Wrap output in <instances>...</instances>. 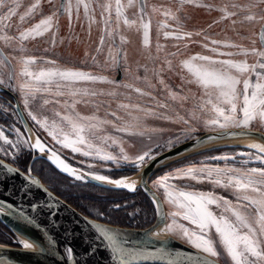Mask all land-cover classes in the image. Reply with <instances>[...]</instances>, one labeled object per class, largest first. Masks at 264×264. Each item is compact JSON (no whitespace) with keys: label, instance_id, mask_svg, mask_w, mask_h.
<instances>
[{"label":"snow or ice","instance_id":"1","mask_svg":"<svg viewBox=\"0 0 264 264\" xmlns=\"http://www.w3.org/2000/svg\"><path fill=\"white\" fill-rule=\"evenodd\" d=\"M179 2L181 9L177 11L182 10V6L185 4L196 7H211L197 3V0H179ZM41 3L42 0H35L27 8L24 15L19 17L20 20L23 22L26 18H34L35 15L40 14L37 10L41 8ZM49 3H53V0H49ZM94 4L103 9L101 16L105 33L100 38L97 53H101L106 37L111 39L112 45L109 46L108 57L105 61L106 68L111 69L125 65L127 72L126 53L122 51L121 45L128 43V41L126 37L119 35V26L121 23L127 27L137 24V20H130L126 12L134 5H138L136 13L139 18L138 30H142L143 45L148 47L150 44L151 18L147 0H127L126 4L123 0H104L102 4L100 0H62L58 9L54 8L51 14L43 16L32 27L19 31L18 37L0 35V40L5 42L19 40L23 46L24 42L36 40L51 32V45L55 46L57 40L54 29L56 28L57 14H67L71 23L73 16L75 15L78 19L81 10H83L84 15L90 22L94 23L96 22L95 17L91 15L95 11ZM259 4H264V0H250V3L245 5L232 3L217 10L222 13V19L231 20L233 25L236 24V20L232 17L239 15L240 12L249 13L243 17V21L259 23L264 22V15H257L252 12V9ZM18 7L16 0H12V6H9L6 0H0V9H7L4 16L6 21H10L11 17L17 15ZM229 7L237 11H229ZM158 10L153 6L152 12ZM162 15L166 20L158 25V29L163 32L165 39L173 38L176 41H182L193 36L192 32L182 30L183 26L176 12L170 9L163 10ZM168 19L177 22V27L171 31L165 30L172 27L167 23ZM112 24L116 25L115 29L112 28ZM7 26L5 23V28ZM196 35H200V33H196ZM117 36L119 44H116ZM204 40L208 43H204L203 47L212 55L196 54L181 61L182 68L186 69L192 77L187 83H194L201 91L199 97H192V99L197 100V103L192 109L187 110L189 114L187 119L179 113L169 114L171 112L170 106L156 100L153 95L155 85L150 82L149 71L157 77L159 84L168 91L169 99L180 103L181 108L189 97L173 92L165 84L160 77V71L163 69L150 70L147 66H144L143 82L153 91H145L133 83L118 85L108 76L94 74L91 71L60 67L55 60H43L44 64L51 66L34 70L32 66L37 64L36 57H22L19 61L22 67L17 72L15 66L5 56L0 59V67H5L9 71L7 79L0 73V86L18 93L27 116L39 128L47 132L61 148L70 149L72 153L92 160L111 161L117 167L121 163H128L140 169L149 160H155L156 155L149 150L135 158L130 157L125 152L121 141L113 136L101 134L106 126L111 125L116 132L125 133L129 136H143L146 131H155V129L144 128L139 115V113H144L145 117L152 116L174 123H183L187 125L184 129L185 133L191 134L197 131L192 126V121L201 119V116L197 115L199 112L207 117L202 121L203 126L209 131L217 132L216 135L208 137L209 141H215L249 136L253 122L259 121L264 124V48L247 49L231 41L211 39L207 36L204 37ZM260 42L264 45V24H262ZM161 48L162 46L158 44L157 50L160 51ZM227 48H235L238 51L222 50ZM171 55L174 56L176 53ZM236 55H241L245 59L222 58ZM248 56L255 57V63H249ZM91 59L94 65L100 67L96 57ZM165 62L171 68V61L166 60ZM253 76L255 80H253ZM17 77L22 78V82H17ZM136 80L139 81L140 77H136ZM97 85H109L111 90L98 88ZM121 87L126 91H118ZM133 93L141 98L139 102H132ZM104 96L115 100L117 109L123 112L122 116L115 111L108 113L115 118L114 121L106 120L98 115L100 105L96 103V98ZM61 97H67V99L61 101L59 99ZM144 99H148L152 103L145 104L143 103ZM37 102L41 109L47 108L49 104H55L63 107L64 112L56 110L53 111L51 118L48 116L38 117L31 108V105ZM101 103L106 102L101 101ZM78 104H91L96 111L91 115H83L77 111ZM6 108L7 106L0 108V111H6ZM160 109L165 111L158 114ZM14 111L16 115H20L19 105L14 107ZM229 129H245L247 131L231 132ZM12 131L17 134L15 140L10 139L5 131L0 129V141L12 149L18 150L20 147L18 141L23 139L24 134L18 128H12ZM179 139L177 137V140ZM261 139H264V136H261ZM23 143L28 144L31 149L41 154L47 151L49 153L47 158L60 171L67 173L76 180L84 181L86 178H91L131 191L136 189L135 182H129L127 177L111 179L108 176L93 172H81L72 167L56 150L48 147L39 137L34 144H30L28 140H23ZM169 143L175 142L170 141ZM199 143L203 144L204 141H199ZM112 146L120 147L119 157L107 150ZM246 147L254 151L237 154L239 157H244L240 161V167L229 165L221 167L202 163L200 166L191 165L174 169L156 179L153 182L154 187L157 190H163L164 200L161 202L154 195L153 202L162 222H164V227L160 232H155L154 235L157 237L162 234L179 236L192 248L203 254L197 257L201 264H215V259H210L219 256L216 245L210 238V232L214 229L233 264H264V144L251 143ZM9 154L5 151V155ZM237 155L214 156L211 159L236 161ZM13 158H15L14 153ZM250 163H256L260 166L248 167ZM88 167L91 168L94 165L89 164ZM8 170L11 171L12 169L9 168ZM178 180L194 181L197 184L207 182L214 188L229 192L234 200L218 195L214 191L190 190L192 189L190 184L180 187L175 183ZM164 203L175 210L165 213L163 210ZM213 208L218 211H214ZM169 219L171 220L170 223L167 222ZM181 221H186L187 225ZM22 244L25 249H33V244L28 241H22ZM66 253L71 255L72 249L67 248Z\"/></svg>","mask_w":264,"mask_h":264},{"label":"rangeland","instance_id":"2","mask_svg":"<svg viewBox=\"0 0 264 264\" xmlns=\"http://www.w3.org/2000/svg\"><path fill=\"white\" fill-rule=\"evenodd\" d=\"M34 2L35 0H16V4L19 5L17 15L11 17L10 21L4 20L7 9H0V35L18 37L19 31L32 27L43 16L51 14L54 8L58 9L62 0H53V3H49V0H42L41 8L37 10L40 14L35 15L34 18H26L25 21L22 22L19 17L21 15H24L27 8ZM103 2L104 0H100L101 4ZM123 2L126 4L127 0H123ZM6 3H8L9 6H12V0H6ZM197 3L210 5L211 7H196L194 5L185 4L182 6V10L177 11L178 9H181L179 0H147L148 12L151 18L150 44L148 47H145L143 45L142 30H138L139 18L136 15L138 11V5H134L133 7L129 8L126 12V15L130 20H137V24L132 27H127L123 25V23H121L119 26V35H123L127 38L128 41V43L121 45L122 51L126 53V66L128 68V71H125V65H121L122 77L120 79H118V67L107 69L105 65V61L108 57L109 46L112 45L111 39H108L106 37L105 44L101 53H97V48L100 44V38L102 35H105V33L101 16L103 9L96 6L95 4L93 5L95 11L91 14L95 17L96 22L94 23L90 22V20L84 15L83 10H81L78 19L75 17V15L73 16L71 23L69 22L67 14H57L56 28L54 29V31L56 32L57 40L55 46L51 45V32L46 34L44 37L37 38L36 40H29L24 42L23 46L21 45L19 40H11L8 42L0 40V59L5 56L8 57V59L11 61V64L15 66L17 72H19L22 67L21 63L19 62L22 57L37 58V64L32 66L34 70L51 66L44 64L43 60H55L57 65L60 67L78 68L85 71H91L94 74L106 75L110 79L114 80L118 85L133 83L136 87H140L145 91L153 90L143 82V78L145 76L144 66H147L150 70L163 69L162 71H160V77L164 80L165 84L168 85L173 92H177L181 96L186 95L189 97V99L184 102L183 108H181L180 103L169 99L168 91L159 84L157 77L151 71H149L148 75L150 78V82L151 84L155 85L153 95L156 97L157 101L166 103L170 106L171 112L169 114L174 115L175 113H179V115L184 116L187 119L189 118L187 110L192 109L193 106L197 103V100L192 99V97H199L201 95V91L194 83H187V81L191 80L192 77L186 69L182 68L181 61L188 59L189 57L196 54L212 55V53H210L203 47L204 43H208V41L204 40L205 36L221 41H231L247 49H251L253 47H256L258 49L264 48V45H262L260 42V33L262 30V24H264V22L258 23L256 21H243V17L249 13L240 12L239 15L232 17V19L236 20V24L233 25L231 23V20L222 19V13L217 10L224 5H231L232 3L245 5L250 3V0H197ZM153 6H155L159 10L156 12H152ZM169 9L177 13L179 21L183 26L182 30L192 32V37L186 38L182 41H176L173 38H164L163 32L158 29V25L165 22L166 20V18L162 15V11ZM229 11L237 10L229 7ZM252 12L257 15H264V4H259L257 7L252 9ZM5 23H7L8 25L7 28H5ZM167 23L172 27L165 30L171 31L177 27L176 21L168 19ZM115 27L116 25L112 24V28L115 29ZM196 33H200V35H196ZM253 41H255V44H253ZM119 43V38L117 36L116 44ZM158 44L162 46L160 51L157 50ZM45 49H48V51H45ZM113 50L115 49L113 48ZM222 50L231 52L238 51V49L235 48H227ZM172 53H176V55L173 56L171 55ZM92 57H96V60L99 62L100 67L94 65L91 59ZM222 58H231L234 60L245 59V57L241 55ZM247 59L249 63H255L256 61V58L253 56H248ZM166 60L171 61V68L168 67L167 63L165 62ZM8 71L9 70L7 68L0 67V73L4 75L5 79H7ZM136 77H140V80H136ZM253 80H255L254 76ZM17 82H22V78L17 77ZM96 87L111 90V86L109 85H97ZM10 91L13 92L12 90ZM118 91L124 92L126 90L121 87L118 89ZM13 93L18 97L20 102L18 93ZM49 99H51V97H49ZM59 99L63 101L64 99H67V97H61ZM140 100L141 98L138 97L135 93L132 94L133 103L139 102ZM101 101H104L106 103H101ZM11 103L12 100L11 102L7 100L6 95H3L0 90V108H4L5 106H7L6 111H0V129H3L5 131V134L8 135L10 139L14 140L16 139L17 134L12 131V128H18L24 135L23 139L18 141V143L20 144L18 150L12 149L10 146L5 145L2 141H0V156L19 167L29 169L34 156L37 155L38 152L34 151V149H31L28 144L23 143V140H28L29 142L30 140L19 116L15 114L14 106ZM96 103L100 105L98 115L106 120H115L113 116L108 114L113 111L117 112L118 115H123L122 110L117 109V102L107 96L97 97ZM143 103L151 104L152 102L148 99H144ZM20 104L23 108L21 102ZM31 108L38 117L48 116L51 118L53 111L56 110L64 112L63 107L57 106L55 104H49L47 108L41 109L38 106L37 102L36 104L31 105ZM77 111L87 116L95 112L96 109L91 104H78ZM164 111V109H160L158 111V114L159 112ZM24 112L27 116V112L25 110ZM139 115L141 116L144 128L149 130L155 129V131H146L143 136H129L125 133L116 132V130L111 125H109L106 126L104 128V131L101 133L102 135L107 134L113 136L117 140L121 141L125 152L132 158H135L136 156L141 155L149 150H151L152 153L157 156L162 152L169 150L196 135L211 132L206 129L202 123L203 119L207 117L199 112L197 113V115L201 116V119L199 121H192V126L195 127L197 131L191 134L185 133L184 129L187 127V125L183 123H174L170 120L157 119L152 116L145 117L144 113H139ZM27 118L30 121L36 134L48 147L56 150L58 154L69 164L85 172H93L108 176L109 172H113L115 170H121L124 168L138 169L132 164L128 163H121V165L117 167L116 164L111 161L105 162L92 160L90 158H85L79 156L78 154H74L70 149H63L60 145H57L55 143V141L47 134V132H45L42 128H39L28 116ZM251 129H257L264 132V124H261L259 121H255L253 122V126L251 127ZM177 137H179L180 139L177 140ZM170 141L175 143H169ZM97 143L99 142L97 141ZM107 150L117 157H119L120 155L119 146H112L110 148H107ZM5 151L10 154L5 155ZM253 151L254 150L246 147H224L190 156L162 168L151 178L150 184L164 200L163 190H157L154 187L153 183L159 177L170 173L177 168H184L191 165L200 166L202 163H207L214 166L219 165L221 167H224L225 165L240 167V161L244 159V157H239L237 154L240 152ZM13 153L15 158H13ZM221 155H237V159L236 161H222L211 159L214 156ZM89 164L94 165V167L89 168ZM253 166L260 165L256 163H250L248 165V167ZM31 168L32 171L37 174V176L41 178L42 181H45L46 184L48 183L47 185L49 187H52L53 189H56V187L52 183L53 181L65 182V179L62 177H67L75 182L88 184L85 181L76 180L74 179V177H70L61 173L50 162L43 158L36 159ZM42 170H44V178L40 177V174H42ZM175 183L180 187L190 184L192 185V189L190 190H199L206 192L214 191L218 195H222L227 197L228 199L234 200V197L230 195L229 192L220 188H214L213 185L207 182L203 184H197L194 181L178 180L175 181ZM84 190H86V188ZM164 204L166 213H170L175 210L168 204ZM213 210L218 211L215 208H213ZM127 213L129 214L130 218H134L136 211L129 210L127 211ZM167 222L170 223L171 220L169 219ZM181 222L187 225L186 221ZM0 223L3 224L2 222ZM10 234L8 232H5V239H8L7 241H9V243L11 244L20 246V241L17 236H15L12 232ZM172 236L187 243L179 236ZM210 238L214 241L216 249L219 252V256L215 259L221 261L223 264H233L230 257H228L226 251L224 250L223 245L220 243L219 237L215 233L214 229L210 232ZM5 239L2 238V240Z\"/></svg>","mask_w":264,"mask_h":264},{"label":"water","instance_id":"3","mask_svg":"<svg viewBox=\"0 0 264 264\" xmlns=\"http://www.w3.org/2000/svg\"><path fill=\"white\" fill-rule=\"evenodd\" d=\"M118 74V79H120L122 77L121 66L118 67ZM0 90L11 96L13 99L11 104L14 107L19 105L20 115L18 116L30 143L33 144L31 136H39L28 120L18 97L3 86H0ZM229 131L244 132L247 130L229 129ZM250 131L251 135L246 137L224 138L215 141H209L208 137L216 135L217 132H206L162 152L156 156L155 160L148 161L142 168L136 169L133 174L129 175H140L135 191L101 183L91 178H86L84 181L101 188L125 190L130 193L142 189L155 207L154 195L159 201H163L160 194L150 184L151 178L158 171L177 161L203 152L224 147H244L230 145L199 150L213 143L239 138H255L264 144V139H261V136H264L263 131L257 129ZM199 141H204V143L201 144ZM39 158L46 159L59 170L45 154L39 152L34 156L28 172L0 157V209H2L0 222L20 241V246L0 243V264H201L197 257L203 254L189 244L169 234L165 237L154 235L158 228L164 227V222L157 211L154 223L146 228L123 227L85 215L53 192L41 178L33 174L32 164ZM72 167L77 168L73 165ZM9 168L12 170L9 171ZM163 210L166 213L165 204H163ZM22 241L32 243L33 249H25ZM67 248L72 249L71 255L66 253ZM215 264L222 263L215 259Z\"/></svg>","mask_w":264,"mask_h":264},{"label":"trees","instance_id":"4","mask_svg":"<svg viewBox=\"0 0 264 264\" xmlns=\"http://www.w3.org/2000/svg\"><path fill=\"white\" fill-rule=\"evenodd\" d=\"M135 170V168H124L109 172L108 176L112 178L129 176ZM41 172L40 177L44 178V170ZM62 178L65 179V182L53 181L52 183L56 189L50 188L87 216L103 222L130 228L147 227L153 224L156 219L154 205L150 197L142 189L130 193L125 190L101 188L91 183L83 184L75 182L67 177ZM43 182L45 183V181ZM84 187L86 190H84ZM129 210L136 211L134 218L129 217L127 213ZM5 232L11 233L8 228L0 223V243L17 246L9 243L7 241L8 239H5ZM2 238L5 240H2Z\"/></svg>","mask_w":264,"mask_h":264},{"label":"bare ground","instance_id":"5","mask_svg":"<svg viewBox=\"0 0 264 264\" xmlns=\"http://www.w3.org/2000/svg\"><path fill=\"white\" fill-rule=\"evenodd\" d=\"M36 139H37L36 135L31 136V142L33 144L36 142ZM251 143H261V144H263L260 140L255 139V138H239V139H236V140H228V141H224V142L213 143V144L204 146V147L200 148L199 150L202 151V150H205V149H208V148L210 149V148H216V147H220V146H230V145H241V146L246 147V145L251 144ZM43 154H45L47 157L49 155V153L47 151H45ZM128 180H129V182H135V184L137 186L139 184V181H140V175L136 174V175H133V176H129ZM112 186H115V185H112ZM162 228L163 227L158 228L155 232H160ZM167 235L168 234H162L159 237H165Z\"/></svg>","mask_w":264,"mask_h":264},{"label":"flooded vegetation","instance_id":"6","mask_svg":"<svg viewBox=\"0 0 264 264\" xmlns=\"http://www.w3.org/2000/svg\"><path fill=\"white\" fill-rule=\"evenodd\" d=\"M2 92V91H1ZM2 94L3 95H6V98H7V100H9L10 102H11V100L13 101V99L11 98V96L10 95H8L7 93H5V92H2ZM11 99V100H10ZM1 157V156H0ZM2 158V157H1ZM2 159H4V158H2ZM68 159V158H67ZM4 160H6V159H4ZM69 160H70V158H69ZM6 161H8V160H6ZM9 162V161H8ZM11 163V162H10ZM13 164V163H12ZM13 165H15V164H13ZM15 166H17V165H15ZM17 167H19V166H17ZM20 169H22L23 171H25V172H28V168L27 169H24V168H22V167H19ZM33 172V171H32ZM33 174L34 175H36L37 176V174H35L34 172H33ZM47 185V184H46ZM48 186V185H47ZM49 187V186H48ZM50 188V187H49ZM51 189V188H50ZM52 190V189H51ZM53 191V190H52ZM90 217V216H89ZM98 220V219H97ZM217 260V259H216ZM219 261V260H218ZM219 262H221V261H219ZM222 263V262H221ZM223 264V263H222Z\"/></svg>","mask_w":264,"mask_h":264}]
</instances>
